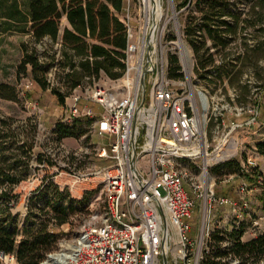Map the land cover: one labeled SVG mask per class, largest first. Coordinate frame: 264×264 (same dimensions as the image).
I'll use <instances>...</instances> for the list:
<instances>
[{
    "label": "built area",
    "instance_id": "2783aa9c",
    "mask_svg": "<svg viewBox=\"0 0 264 264\" xmlns=\"http://www.w3.org/2000/svg\"><path fill=\"white\" fill-rule=\"evenodd\" d=\"M172 5L173 0H122L116 12L126 35L122 85H77L70 95L68 118H89L93 130L108 139L96 152L105 164L88 173L98 175L104 198L102 209L79 225L73 255L57 264H201L213 232L225 238L219 241L224 246L246 216L253 226L264 222V211L253 217L247 201L216 194L206 169L214 160L204 137L200 103L190 86L167 78L162 63L159 68L156 28L165 7ZM133 53L138 55L135 67L130 64ZM78 91L99 109L82 111ZM222 145L216 149L222 151ZM233 148L223 158L232 156ZM197 157L204 159L200 178L190 177L184 163ZM246 162L255 164L251 155ZM198 206L201 222L194 235ZM63 250L66 246L57 253ZM57 253L48 251L40 264ZM0 263L20 264L13 253L2 251Z\"/></svg>",
    "mask_w": 264,
    "mask_h": 264
},
{
    "label": "rangeland",
    "instance_id": "374dc122",
    "mask_svg": "<svg viewBox=\"0 0 264 264\" xmlns=\"http://www.w3.org/2000/svg\"><path fill=\"white\" fill-rule=\"evenodd\" d=\"M184 1H188V4L183 5ZM194 12L193 2L189 0H173L172 6L165 7L164 15L156 28V36L159 37L155 42L157 63L159 68L160 63L164 65L167 78L182 80L190 86L200 103V117L202 116L205 126L204 137L210 151H213L211 155L214 160V162H208L206 169L216 194L228 196L237 203L242 199L247 201L248 210L252 211L253 217H257L264 211V156L258 148L259 144L264 143V48L256 53L255 57H259L257 62L250 58L243 63H236L234 71H242L237 81L224 77L222 82L217 81L215 86L214 83L198 78L193 70L192 46L185 37L183 29L188 15ZM65 26H68V22L63 15L60 19V30ZM255 32L254 29H245L243 34L237 35L227 44L225 52L232 55L245 49L250 54L249 49L258 42V38L252 36ZM242 35L246 37V47L239 45ZM260 39L264 41V37ZM22 42L34 44L39 54L44 55L45 51L50 49L47 38L33 42L28 33L9 31L0 36V83L12 86L16 94L15 99L0 97V121L4 123L6 132L10 133V130H13L18 137V142L14 146L18 159H23V155L29 157L27 177L17 183L12 191L17 195V200L12 203L11 212L17 215L16 230L17 237L20 238L23 235L22 229L28 208L36 211L39 206L37 202L32 205L30 200L33 196L32 191L42 182L46 183L48 179H51L60 190H66L71 197L76 199L86 197L85 212L71 216L69 221L62 225L49 227V230L55 234L56 240L55 246L49 252L57 253L59 248L65 246L68 248L70 244H73L81 222L91 212L101 210L103 207L104 195L99 177L97 174L88 175V173L94 172L105 164L104 160L96 158V152L97 146L106 143L108 139L105 135L93 130L89 118L82 115L68 118L70 95L75 87L67 94L64 102L60 103L50 88H40L31 78L29 66L26 72H21L18 65L23 55ZM205 46H211V50L214 49L210 39L206 40ZM59 48L60 44L57 40L52 45V49L57 51V57H59L57 54ZM182 54L185 55L183 57L185 59L182 58ZM48 55L46 53L41 59L46 60ZM219 55L215 56L214 65L220 64ZM137 57V53H133L130 60V64L134 67L137 65ZM64 75L65 70L58 68L57 61L47 64V79L50 86L58 87L57 90L61 93L69 90ZM123 76L124 74L111 79L100 74L97 79L87 77L81 85L121 86ZM130 77H133V71ZM77 93L81 96L79 106L82 111L88 107L99 109L98 104L87 98L83 91ZM57 122L75 124L78 136L58 139L53 133ZM7 139L8 147L10 143L9 138ZM24 141L31 142L32 146L23 154L18 147ZM219 144H223L222 151L216 149ZM231 148L234 154L223 158L224 153ZM10 152L11 149L5 151L7 155ZM217 155L219 157H215ZM247 155H251L254 165L247 164ZM236 161L239 163L240 171L237 170ZM10 162L11 159H7V163ZM184 163L190 177L200 178L204 165L203 157ZM20 170L21 168L18 167L17 172ZM45 176L49 178L44 179ZM189 181L188 179V189ZM6 185L7 183L1 185L0 189ZM47 209L51 214V209L49 207ZM201 214L202 210L198 206L192 220L194 235L199 230ZM46 216L39 213L38 219L43 220ZM228 219H231V216H228ZM245 219L242 241L251 239L264 231L263 220L258 227L251 224L252 218L246 216ZM43 260L44 258L40 262ZM231 264L240 263L234 259Z\"/></svg>",
    "mask_w": 264,
    "mask_h": 264
},
{
    "label": "trees",
    "instance_id": "16d2710c",
    "mask_svg": "<svg viewBox=\"0 0 264 264\" xmlns=\"http://www.w3.org/2000/svg\"><path fill=\"white\" fill-rule=\"evenodd\" d=\"M194 13L188 15L184 25V35L189 40L194 55V72L200 79L208 83L222 82L224 77L237 81L242 71L234 68L236 63L259 57L256 53L264 48V0H191ZM186 4V1L182 3ZM122 7V0H0V36L9 31L28 33L31 41L39 42L44 38L49 40L44 55L41 58L35 45L21 43L22 58L18 65L21 72L27 71L31 78L42 89L50 88L60 103L77 85L88 79H97L100 74L116 79L125 69L126 35L125 26L116 15ZM66 17L68 26L60 30V19ZM245 29L256 31L252 36L258 38L248 51H240L228 55L225 52L227 44ZM207 39L211 46H205ZM246 37L242 35L239 41L241 47H246ZM60 48L57 57L52 49L55 41ZM220 53V55H219ZM219 55L220 64L214 65L215 56ZM57 61L58 68L65 70L64 80L68 82L69 90L59 92L56 86H50L47 79V64ZM180 75V73H179ZM177 76V75H175ZM230 84H232L230 82ZM246 86V85H245ZM244 86V87H245ZM0 97L15 99L12 86L0 83ZM0 121V251L13 253L20 264H39L56 244L55 234L50 226H59L69 221L70 217L86 211V197L76 199L66 190H60L51 179L42 182L30 197L32 205L39 203L36 211L28 208L23 224V235L18 238L16 230V214L11 212L12 203L17 195L12 193L17 183L24 180L28 168V155L18 159L14 146L18 137L13 130L6 132ZM53 133L58 139L66 136H78L74 125L57 122ZM10 145L7 147L8 139ZM31 142L24 141L21 152L31 149ZM264 156V143L258 145ZM11 149L9 155L6 150ZM11 159L7 163V159ZM41 160V159H40ZM238 171L239 163L236 161ZM21 170L17 172V168ZM25 173V174H24ZM49 178L45 176L44 179ZM49 207L51 214H49ZM39 213L46 214L43 220L38 219ZM243 226L232 230L222 246L219 241L223 237L213 232L210 249L204 254L201 264H231L237 259L240 264H264V231L253 238L242 241Z\"/></svg>",
    "mask_w": 264,
    "mask_h": 264
},
{
    "label": "bare ground",
    "instance_id": "6f19581e",
    "mask_svg": "<svg viewBox=\"0 0 264 264\" xmlns=\"http://www.w3.org/2000/svg\"><path fill=\"white\" fill-rule=\"evenodd\" d=\"M183 57H185L184 54H182V58ZM183 59H185V58H183ZM74 248H75L74 244H70L69 247L66 248V250H63L60 253H57L56 255L52 256V260L49 259L44 264H49L50 262H53L54 264H57L58 260H63V258L73 255Z\"/></svg>",
    "mask_w": 264,
    "mask_h": 264
},
{
    "label": "water",
    "instance_id": "95a60500",
    "mask_svg": "<svg viewBox=\"0 0 264 264\" xmlns=\"http://www.w3.org/2000/svg\"><path fill=\"white\" fill-rule=\"evenodd\" d=\"M164 260H165V256H163Z\"/></svg>",
    "mask_w": 264,
    "mask_h": 264
}]
</instances>
